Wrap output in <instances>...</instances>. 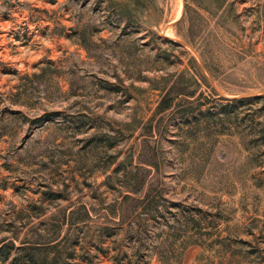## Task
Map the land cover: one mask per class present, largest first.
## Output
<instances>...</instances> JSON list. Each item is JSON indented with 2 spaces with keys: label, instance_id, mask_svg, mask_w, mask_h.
Segmentation results:
<instances>
[{
  "label": "rangeland",
  "instance_id": "rangeland-1",
  "mask_svg": "<svg viewBox=\"0 0 264 264\" xmlns=\"http://www.w3.org/2000/svg\"><path fill=\"white\" fill-rule=\"evenodd\" d=\"M76 237L264 264V0H0V245Z\"/></svg>",
  "mask_w": 264,
  "mask_h": 264
},
{
  "label": "trees",
  "instance_id": "trees-1",
  "mask_svg": "<svg viewBox=\"0 0 264 264\" xmlns=\"http://www.w3.org/2000/svg\"><path fill=\"white\" fill-rule=\"evenodd\" d=\"M263 95V94H262ZM259 97V96H257ZM240 99H244L243 97ZM150 192L146 191L145 196H149ZM153 200V199H152ZM150 200L151 202H153ZM148 209L153 212L155 209L158 211L160 208L158 203H151V206H148ZM80 209L73 210L71 212V217L73 222L78 223L81 220H84L82 216H74L75 213L79 212ZM100 229L103 233L111 235L110 228L107 225L101 226ZM68 236H63L62 240L68 241ZM54 238L53 240H55ZM61 240V239H60ZM59 241V240H58ZM57 241V242H58ZM194 241V240H193ZM79 242V238H73L71 246H67V251L64 253L60 249L54 250L51 252L50 250H42L40 244L36 242H28V240H22L21 244L17 245L15 241L5 242L0 245V259L4 262L8 261L9 264H72L70 260L75 255V244ZM56 243V242H55ZM59 244V243H57ZM168 246V244H167ZM186 244L183 245L182 248H185ZM16 248V252L14 255L12 254V250ZM176 248L173 246V242L169 244V247H164V249L160 250L159 261L154 264H178L180 255L182 253V249L175 253ZM171 252V253H170ZM13 255V256H12ZM173 255H176L177 261L174 262L171 260ZM117 257V256H116Z\"/></svg>",
  "mask_w": 264,
  "mask_h": 264
}]
</instances>
